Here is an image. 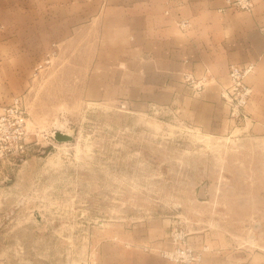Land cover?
I'll return each mask as SVG.
<instances>
[{"label":"rangeland","instance_id":"374dc122","mask_svg":"<svg viewBox=\"0 0 264 264\" xmlns=\"http://www.w3.org/2000/svg\"><path fill=\"white\" fill-rule=\"evenodd\" d=\"M36 2L0 0V264H99L127 236L264 264V128L102 100L95 33L50 41Z\"/></svg>","mask_w":264,"mask_h":264},{"label":"crops","instance_id":"0c3cea01","mask_svg":"<svg viewBox=\"0 0 264 264\" xmlns=\"http://www.w3.org/2000/svg\"><path fill=\"white\" fill-rule=\"evenodd\" d=\"M252 2L246 12L225 8L224 0H38L31 4V26H46L50 41L62 43L94 32V83L102 100L109 95L132 109H172L206 132L229 124L220 99L229 66L252 64L246 113L264 128V0ZM181 20L188 27H180ZM186 74L205 78L200 94L186 86ZM145 241L127 236L107 242L99 264H173L145 251ZM201 264L261 263L209 253Z\"/></svg>","mask_w":264,"mask_h":264},{"label":"built area","instance_id":"2783aa9c","mask_svg":"<svg viewBox=\"0 0 264 264\" xmlns=\"http://www.w3.org/2000/svg\"><path fill=\"white\" fill-rule=\"evenodd\" d=\"M225 8L250 12L253 8L252 0H224ZM188 20H181L179 26L188 27ZM253 71V65H236L231 64L228 69V83L221 87L220 99L228 109L229 119L233 122L246 120L245 110L252 98V88L246 83V77ZM184 83L191 89L193 95H198L204 88L205 78L196 80L191 74L184 75ZM21 101L14 98L8 112L13 113L16 117L15 123L21 126L24 123V116L21 110ZM21 146V145H20ZM3 148L0 149L2 155ZM175 247L171 250L164 251L162 258L174 264H201L203 260L202 251H197L185 242L183 237L178 236L174 239Z\"/></svg>","mask_w":264,"mask_h":264}]
</instances>
